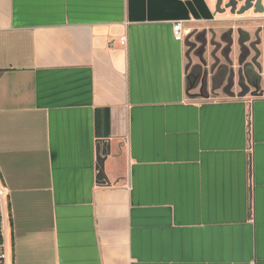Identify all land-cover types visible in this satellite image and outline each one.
Here are the masks:
<instances>
[{
    "label": "crops",
    "instance_id": "obj_1",
    "mask_svg": "<svg viewBox=\"0 0 264 264\" xmlns=\"http://www.w3.org/2000/svg\"><path fill=\"white\" fill-rule=\"evenodd\" d=\"M217 2L0 0L4 264H264V86L193 98L187 44L264 13Z\"/></svg>",
    "mask_w": 264,
    "mask_h": 264
},
{
    "label": "rangeland",
    "instance_id": "obj_2",
    "mask_svg": "<svg viewBox=\"0 0 264 264\" xmlns=\"http://www.w3.org/2000/svg\"><path fill=\"white\" fill-rule=\"evenodd\" d=\"M227 39L229 37L225 40L224 35L212 28H196L191 31L187 42L188 70L189 74L195 70L199 81L196 88L190 89V95L193 98L255 96L259 91H255L247 82V88L239 85L243 66L248 63H252L259 72L262 78L261 87L264 86V54H261L264 50L255 53L252 47L253 39H251L241 50L243 54H231L232 47ZM260 42L258 40L255 44H260ZM256 48H259V45ZM246 90H248L247 93Z\"/></svg>",
    "mask_w": 264,
    "mask_h": 264
},
{
    "label": "water",
    "instance_id": "obj_3",
    "mask_svg": "<svg viewBox=\"0 0 264 264\" xmlns=\"http://www.w3.org/2000/svg\"><path fill=\"white\" fill-rule=\"evenodd\" d=\"M217 9L225 10L231 9L232 13L242 14L247 10L253 9L255 13H264V0H229L222 8L224 0H217ZM240 3L243 5L239 8ZM2 214H1V201H0V248H1V237H2Z\"/></svg>",
    "mask_w": 264,
    "mask_h": 264
},
{
    "label": "trees",
    "instance_id": "obj_4",
    "mask_svg": "<svg viewBox=\"0 0 264 264\" xmlns=\"http://www.w3.org/2000/svg\"><path fill=\"white\" fill-rule=\"evenodd\" d=\"M242 36H244V33H242ZM245 74L251 85L260 88L261 75L254 69L252 64H246ZM188 79L189 87L195 88L198 86V74L195 72V70L192 71Z\"/></svg>",
    "mask_w": 264,
    "mask_h": 264
},
{
    "label": "built area",
    "instance_id": "obj_5",
    "mask_svg": "<svg viewBox=\"0 0 264 264\" xmlns=\"http://www.w3.org/2000/svg\"><path fill=\"white\" fill-rule=\"evenodd\" d=\"M173 34L176 40L182 41L184 39L185 35V28L182 21H177L173 24ZM120 42L122 45H125L127 42V38L123 36L120 39ZM5 191L0 188V199L4 195ZM0 264H4V254L2 252V249L0 248Z\"/></svg>",
    "mask_w": 264,
    "mask_h": 264
}]
</instances>
